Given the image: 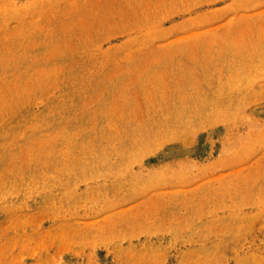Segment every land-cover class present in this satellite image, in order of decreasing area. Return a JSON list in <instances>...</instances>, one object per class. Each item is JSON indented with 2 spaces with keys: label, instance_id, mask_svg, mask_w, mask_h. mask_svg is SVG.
Returning a JSON list of instances; mask_svg holds the SVG:
<instances>
[{
  "label": "rangeland",
  "instance_id": "374dc122",
  "mask_svg": "<svg viewBox=\"0 0 264 264\" xmlns=\"http://www.w3.org/2000/svg\"><path fill=\"white\" fill-rule=\"evenodd\" d=\"M0 264H264V0H0Z\"/></svg>",
  "mask_w": 264,
  "mask_h": 264
}]
</instances>
